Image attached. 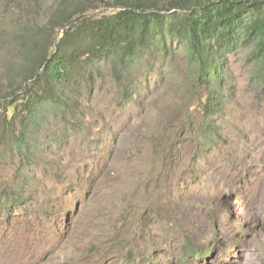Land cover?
Here are the masks:
<instances>
[{
  "label": "rangeland",
  "instance_id": "rangeland-1",
  "mask_svg": "<svg viewBox=\"0 0 264 264\" xmlns=\"http://www.w3.org/2000/svg\"><path fill=\"white\" fill-rule=\"evenodd\" d=\"M50 1L0 0V97L23 63L19 29H41ZM247 54L227 56L210 149L181 125L198 123L203 96L181 56L137 72L125 106L110 77L84 82L80 127L64 135L73 126L48 122L37 166L19 180L26 201L7 213L0 200V264H239L244 254L264 264V83ZM3 149L0 175L15 181L18 161Z\"/></svg>",
  "mask_w": 264,
  "mask_h": 264
},
{
  "label": "trees",
  "instance_id": "trees-1",
  "mask_svg": "<svg viewBox=\"0 0 264 264\" xmlns=\"http://www.w3.org/2000/svg\"><path fill=\"white\" fill-rule=\"evenodd\" d=\"M101 8L106 11L94 16ZM16 39L23 63L11 68L0 97V148L18 161L15 181L0 175L7 213L26 201V184L19 180L25 169L37 166L34 142L48 122L73 126L64 135L80 127L90 95L80 90L84 82L110 77L125 106L138 91L137 72L154 71L172 53L181 56L203 90L198 123L189 116L181 125L196 131L193 138L202 149L215 147L222 137L215 122L228 93L227 56L247 50L264 83V0H51L41 29H19Z\"/></svg>",
  "mask_w": 264,
  "mask_h": 264
},
{
  "label": "bare ground",
  "instance_id": "bare-ground-1",
  "mask_svg": "<svg viewBox=\"0 0 264 264\" xmlns=\"http://www.w3.org/2000/svg\"><path fill=\"white\" fill-rule=\"evenodd\" d=\"M250 210V209H249ZM264 210V209H263ZM260 214V213H259ZM252 215V214H251ZM247 216V215H246ZM249 217V216H248ZM247 217V219L246 218H244V221L246 222V224H248V223H250V221L252 220H254L255 218H256V216H250L249 218ZM262 219H264V211H262V213H261V216H260ZM255 221V220H254ZM9 249V248H8ZM262 250L264 251V244L262 245ZM10 253V252H9ZM4 254V253H3ZM6 255V254H5ZM8 255V254H7ZM23 255V254H22ZM245 255V254H244ZM244 255H240L239 257H238V260H239V264H255L254 263V258H253V256L251 255V254H249L247 257H245ZM9 256V255H8ZM10 257V256H9ZM16 257H17V255H16ZM17 260V259H16ZM18 263V262H17ZM15 264V263H14Z\"/></svg>",
  "mask_w": 264,
  "mask_h": 264
}]
</instances>
